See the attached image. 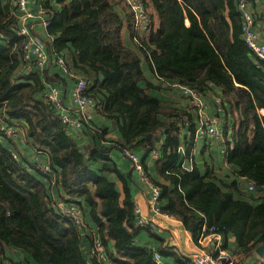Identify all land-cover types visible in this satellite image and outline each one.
Instances as JSON below:
<instances>
[{
    "label": "trees",
    "instance_id": "16d2710c",
    "mask_svg": "<svg viewBox=\"0 0 264 264\" xmlns=\"http://www.w3.org/2000/svg\"><path fill=\"white\" fill-rule=\"evenodd\" d=\"M143 2L150 22L137 42L134 15L124 0L42 2L51 54L66 56L89 80L88 92L97 101V115L73 134L44 94L60 71L51 63L42 72L24 60L25 37L18 32L13 0H0V124L20 122L24 130L13 140L0 129V264H155L150 245L138 239L145 233L159 243L160 252L171 247L162 245L150 226L136 225L127 183L131 174L121 173L113 154L125 149L139 156L148 181L159 188V210L180 219L195 242L206 224L224 238L234 235L250 252L264 243V60L243 38L239 0ZM252 15L263 38L264 9L261 29L260 17ZM143 61L152 70L150 82ZM173 84L196 90L214 111L221 108L231 172L220 174L213 164L205 171L197 166L191 150L198 116L189 96ZM166 94L176 98L164 105ZM88 132L92 140L86 142L82 135ZM181 137L185 153L179 149ZM213 140L203 137L201 148L214 146ZM33 152L46 154L48 171L36 166L29 157ZM184 158L191 168L182 166ZM50 181L57 196L77 205L82 224L53 203ZM84 217L96 231L92 239L82 230ZM95 237L103 245L102 257L90 250ZM164 252L174 254L177 264H194L188 255Z\"/></svg>",
    "mask_w": 264,
    "mask_h": 264
},
{
    "label": "built area",
    "instance_id": "2783aa9c",
    "mask_svg": "<svg viewBox=\"0 0 264 264\" xmlns=\"http://www.w3.org/2000/svg\"><path fill=\"white\" fill-rule=\"evenodd\" d=\"M40 1L42 5V2L45 0ZM124 1L129 6L134 15V39L137 42V32L140 30H145L149 26V16L145 10L143 0ZM28 3L29 0H13L15 7L13 13L19 21L18 32L25 37L22 44L24 50L23 58L24 60L33 61L38 68L45 67L47 62L50 60L67 78L71 80L70 98L73 104L72 113L68 112L63 99L59 94V90L55 85H48L44 94L49 102L60 109L59 116L61 121L66 123L70 129H78L83 123L90 122L96 112V98L88 92L90 82L73 70L70 62L63 53H53L52 55L49 47L46 46L40 37L33 32L32 23L30 21L36 19L41 13H45L42 8L40 10V14H36L34 10L29 7ZM245 7V0H239V8L242 13L243 38L249 48H251L260 59L264 60V38H262L255 29L253 16ZM41 22L44 27L49 24V20L46 17L41 18ZM27 69H29V66H27ZM173 85H178L182 88L183 93L189 96L190 105L196 110L198 123L195 129V139L204 135L212 138H222L223 131L218 126L220 118L217 115V111L212 109L209 111L207 102L196 90L180 84ZM215 99L218 105L219 98L215 96ZM219 108L220 107L218 106L217 109ZM205 111H207L209 115L206 114ZM0 129L6 136L15 137L17 134L16 127H4L2 124H0ZM179 149L182 153H185L184 142L181 143ZM123 153L128 157L130 165L137 172L139 179L142 182L148 184L150 188V202L156 203L154 210L160 212L158 206L159 188L148 181L147 174L143 168V164L139 156L133 151L127 149H125ZM17 155L18 154L16 153L12 154L14 158H16ZM34 161L36 166L42 168L44 172L49 170V166L46 162H37V160ZM248 187L251 189L253 188V184L250 181ZM133 204L134 211L136 213V224L138 226H145L149 224V217L143 215L140 212L139 205L136 202ZM57 206L60 211L65 216L69 217L74 223L79 225L83 223V218L77 205L68 203L66 201H58ZM207 230L208 232H206ZM221 238L222 235L215 231L214 226L208 227L206 224H203L202 230L200 231L197 241L195 242L197 245L196 250L189 254V257L192 259L194 264H232V261L228 257L227 253L221 248ZM90 250L91 252L102 257L103 245L97 237L94 238L93 246ZM152 250L155 264H163L161 262L160 252L155 248H152ZM5 264L17 263H14L13 261H6ZM250 264H260V262L256 261Z\"/></svg>",
    "mask_w": 264,
    "mask_h": 264
},
{
    "label": "crops",
    "instance_id": "0c3cea01",
    "mask_svg": "<svg viewBox=\"0 0 264 264\" xmlns=\"http://www.w3.org/2000/svg\"><path fill=\"white\" fill-rule=\"evenodd\" d=\"M245 2H246L245 8L250 12V14L255 13L256 15H258L260 17L259 18L260 21L258 20V24H259L260 29H261V10L264 9V0H245ZM28 5H29V7H31V9L34 10V12L36 14H38V15L40 14V10L42 9L40 0H29ZM55 5L57 8L58 3L56 2ZM44 17H45V14L41 13L40 16H38L36 19L31 20L30 22L32 23L33 32L38 33V34L35 33L37 36L41 35L43 38H41L39 36L40 39L43 41V43L46 46H48L52 42H51V37H49L47 34L46 27H44L42 22H41V18H44ZM184 21H185V24L189 23L187 17H185ZM253 21H254V18H253ZM149 22H150V20H149ZM148 27L145 30L138 31L137 32L138 36L145 35L147 33ZM255 29L257 30V28H255ZM134 33H135V30L133 29V34H132L133 40H134V38H133ZM124 35H125V38L128 40V42L130 43L131 40H130V36H129L128 32H125ZM51 63H53V62L49 60L47 62V64L45 65V67L41 68L42 72L44 70H46V68H47L46 66L48 64H51ZM57 69H55V71L59 72L60 70L58 69L59 70L58 71ZM142 70H143L144 77H145L146 81L150 82V80H153L152 70L146 61H143V63H142ZM60 72H59L60 78L57 79L56 81H48V85L53 84L58 88L59 94L63 99L65 107L67 108L69 113H72L73 104H72L71 98H70L71 81H69V79L62 72L61 73ZM66 82H67V85H66ZM144 83L145 82H143L142 84H144ZM174 88L180 92V89L178 87H174ZM149 91H150V89H149ZM151 91H152V93H154L156 90L153 89ZM151 91H150V93H151ZM172 96H173V94H172ZM175 98H176V96H173V98H171L168 94H166L165 97L162 99L163 104L164 105L170 104L171 100H175ZM177 105H180V102H178ZM212 110H214V109H212ZM218 110L220 111L221 108L216 110L217 113H218ZM263 111L264 110L261 108L260 112L262 113ZM96 112H95V114H96ZM95 114H94V116H95ZM94 116H93V118H94ZM219 118H220V116H219ZM218 126L221 128L220 121L218 122ZM16 127L18 129V131H17L18 134L21 135L24 133L23 126L21 125L20 122H17ZM80 130H81V127L78 129H70V132L75 134V133L79 132ZM77 135H79V134H77ZM82 136L85 138L86 142L88 140H92V136L90 135L89 132L84 133ZM112 136L113 137H120L119 134L114 132V131L112 133ZM205 136L206 135L197 137L195 139L196 143H193L192 150H191V153L194 150V154H192V155H193L194 161L196 162L199 169L201 171H205L209 165V167L214 166L216 171L218 170L217 172H219V170H221L222 172L221 173L219 172L220 174H224L225 172H231V169L229 168L228 164L226 163V152H224V149L226 151V148H225L226 145L223 142V138H213L215 140H213L212 143L215 142L214 143L215 145L212 147H209L207 149H202L201 147H203V146L201 144V141H202V138ZM16 138H17V136H15V138L13 140H15ZM181 140H182V142H184L182 137H181ZM20 141H22V140H20ZM22 142H24V141H22ZM194 145H195V148H194ZM209 149L213 152L212 154H214V159H212L209 156V153H210ZM25 150H26V148H25ZM34 153L35 152L30 154V156H29L32 158L33 161L37 160V162H46V154H44V153L43 154H41V153L34 154ZM113 154H114V160L116 162V165L122 170L121 173L124 175L126 173L131 174L132 180H130V181L127 180V183L129 185L130 192H131L132 197H133V203L136 202L139 205L140 212L143 215L149 217L150 222H149V224H147V226H150L154 232H156L159 236H161L163 238L164 242L162 243V245L168 244L171 248L170 249H163V251L160 252L158 249H156L157 245L159 247V243L145 233L141 236V238L138 239V241H139L138 243L150 245L151 248H155L156 250H158L160 252L161 262L163 264H177L175 261V255L172 253H166L164 251H173L174 253L185 254V255L189 256V254L191 252H193L194 250H196V247H197L195 241L191 237V234L189 233L188 230H186L183 227L180 219L173 217L167 213H162L161 211L157 212L154 210V208L156 207V203L150 202V199H149L150 198V188H149L148 184L142 182L138 178L137 172L130 167V163L122 151H116V153H113ZM23 156L27 157L25 154ZM146 161L148 163V169H149L150 173L155 174V167H154L153 158L148 157L146 159ZM211 162H213V163H211ZM212 164H213V166H212ZM182 166H184L188 169L191 168V160L189 158H184V160L182 162ZM53 183L54 182L50 181L51 186H49V191H50L51 198L54 201L53 203H55V205L57 206L58 201L64 202V200L62 199L61 196H57L58 191H57V188L55 187V185H53ZM117 185H118V188H120V189L122 188V182L121 181L117 180ZM59 192H62V194H63V191L60 189H59ZM122 196H123V194L121 195V197ZM84 204H85V202H84ZM84 222L86 223V225L82 230H84V232H86L87 237H90V239H92L93 236L96 235V231L88 223V220H86L85 217H84ZM135 222H136V220H135ZM220 243H221V248L227 253L228 257L232 261V264H250V263L256 262V261H259L260 264H264V253L262 255H259L255 252L254 248L257 245L253 248L252 252H250V250L248 251V249L246 248L247 246H245L242 243H239L238 240L235 238V236L232 234L226 235V238H224L222 236V238L220 239ZM88 246H89V242H87V240L84 238V242H83L84 252L87 251Z\"/></svg>",
    "mask_w": 264,
    "mask_h": 264
},
{
    "label": "water",
    "instance_id": "95a60500",
    "mask_svg": "<svg viewBox=\"0 0 264 264\" xmlns=\"http://www.w3.org/2000/svg\"><path fill=\"white\" fill-rule=\"evenodd\" d=\"M102 77V75L100 74V78ZM158 139V138H157ZM257 189H262V186H257ZM255 252L259 255H262L264 253V243H260L259 245H257L255 248Z\"/></svg>",
    "mask_w": 264,
    "mask_h": 264
},
{
    "label": "rangeland",
    "instance_id": "374dc122",
    "mask_svg": "<svg viewBox=\"0 0 264 264\" xmlns=\"http://www.w3.org/2000/svg\"><path fill=\"white\" fill-rule=\"evenodd\" d=\"M208 110L210 111V110H211V108H210V107H208ZM205 113L209 115V113H208L207 111H205ZM217 115H218V113H217ZM218 116H219V115H218ZM15 124H16V123H15ZM12 256H13V254H12Z\"/></svg>",
    "mask_w": 264,
    "mask_h": 264
}]
</instances>
